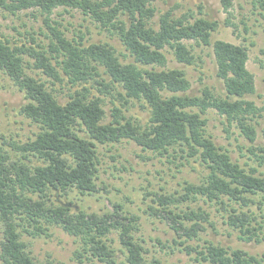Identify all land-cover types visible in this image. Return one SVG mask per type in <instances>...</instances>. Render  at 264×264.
Returning a JSON list of instances; mask_svg holds the SVG:
<instances>
[{
    "label": "trees",
    "instance_id": "obj_1",
    "mask_svg": "<svg viewBox=\"0 0 264 264\" xmlns=\"http://www.w3.org/2000/svg\"><path fill=\"white\" fill-rule=\"evenodd\" d=\"M153 1L0 0V11L19 15L30 10L42 16L47 28L43 34L48 39L42 42L29 30L11 37L0 27V72L24 91L27 102L20 112L39 127L27 140L9 142L16 150L14 155L0 145L1 264H42L22 236L49 237L53 226L77 238L74 258L80 262L115 264L119 250L129 264H163L144 256L146 249L136 234L139 214L111 198L105 211L90 212L71 197L74 192L75 197L98 192V145L124 139L159 155L176 157V152H182L180 157H189V162L193 157L206 168L201 182L186 180L179 195L151 192L154 197L148 213L168 222L177 235L174 244L181 246L179 250L198 264H264V252L255 255L202 235L209 228L218 232L217 223L208 210L190 205L200 199L211 202L218 211L219 207L226 210L223 223L236 230L240 240L264 242V215L253 209L264 208V173L233 159L206 128L212 109L225 117L227 126H237L249 142L241 147L259 167L264 165V105L247 99L256 91L255 76L247 65L248 47L220 38L212 40L219 20L204 16L190 20L187 14L176 16L172 11L157 15ZM221 2L230 13L232 0ZM58 7L77 10L86 20L117 34L126 52L107 42H89L81 29L68 36L62 23L51 18ZM261 7L264 9V0ZM225 24L238 27L228 17ZM195 45L211 46L224 94L208 84H202L199 93L190 94L186 70L168 67L169 52L179 63L196 64ZM103 73L109 81L101 77ZM58 82L69 85L64 101L54 93L55 87H50ZM116 83L127 98L147 105L150 115L145 124L116 105L111 120L104 121V98L92 89L113 96ZM259 137L262 142L257 144ZM229 228L225 229L232 234ZM113 232L120 248L112 243Z\"/></svg>",
    "mask_w": 264,
    "mask_h": 264
},
{
    "label": "rangeland",
    "instance_id": "obj_2",
    "mask_svg": "<svg viewBox=\"0 0 264 264\" xmlns=\"http://www.w3.org/2000/svg\"><path fill=\"white\" fill-rule=\"evenodd\" d=\"M232 2L230 13L224 11L221 0H154L153 5L157 8V15L172 11L176 16L187 14L190 20L197 16L219 20V28L213 33L212 40L220 38L246 45L250 55L247 65L255 76L256 85L255 93L248 95L247 99L262 106L264 105V9L261 7V0H232ZM227 17L231 18L238 27L227 26L225 24ZM51 18L62 23L61 27L66 30L68 36H73L78 29H81L89 42H107L117 51L126 52L117 34L91 23L77 10L65 11L58 7ZM0 27L11 37H17L18 31L29 30L40 41L48 42L43 34V31H47L43 17L37 16L35 11L24 10L19 15L0 11ZM194 52L199 58L196 64L179 63L172 53H167L168 67L186 70L191 81V87L188 90L190 94L199 93L202 84L211 85L218 93L224 94V83L216 77V62L211 46L195 45ZM121 59L127 61V58H123L122 55ZM128 59L132 58L128 57ZM42 75L43 78H47L44 74ZM101 77L108 81L110 79L104 73ZM50 87H55L54 93L61 101L67 98L69 85L67 87L63 82H58ZM111 88H113L112 84ZM112 90L113 96L105 95L95 88L92 89L94 94L104 98V108L107 112V118L104 121L111 120V109L116 105L121 107L125 114L137 119L140 124H145L150 115L147 105L136 98H127L125 90L118 86V83H116V89ZM26 102L24 91L10 76L0 72V145L13 155L16 150L9 144L10 141L23 142L39 130L37 124L20 112L22 105ZM207 116L209 122L206 128L215 142L228 149L232 158L238 159L247 168L253 165L264 173V165L259 167L251 154L241 147L247 146L249 142L240 135L237 126L234 123L227 126L229 124L225 117L212 109ZM262 125L259 126V131ZM226 126L229 131L226 130ZM261 142L262 138L259 137L256 143ZM98 153L100 154L98 192L86 196L76 195L77 197L74 196L76 194L74 192L71 197H74V200L77 198L76 201L90 212L105 211L106 203L111 198L122 202L131 212L139 214L140 230L136 234L143 241L146 249L144 256L148 261L157 258L163 264H198L186 251L179 250L180 245L174 244V238H177V235L168 222L158 215L149 214L148 211L154 197L151 192H172L179 195L184 192L183 186L186 180L194 183L201 182L206 168L200 161L190 157L191 162H189V157L188 160L180 157L182 152H176L177 156L172 157L167 154L159 155L152 151H142L133 140L127 139L117 143L99 144ZM188 202H184V206ZM190 205L195 208L202 206L211 213L217 223L218 232L209 228L202 235L226 246L240 247L259 256L263 254L264 242L240 240L237 231L223 223L222 215L226 214V210L219 207L218 211L215 205L211 202L205 203L203 199L190 202ZM253 209L257 215H264V208L260 211L257 206H253ZM225 228H229L232 234H229ZM50 232L52 235L49 237H32L27 234L22 236L38 262L42 264H107L98 260L78 261L74 258V250L78 246L77 238L55 226L50 229ZM110 235L115 238L112 241L113 245L120 248L116 232ZM2 238L3 223L0 220V241ZM191 242L196 243V241ZM117 255L119 258L115 264H129L124 262L125 255L122 252L118 250Z\"/></svg>",
    "mask_w": 264,
    "mask_h": 264
}]
</instances>
